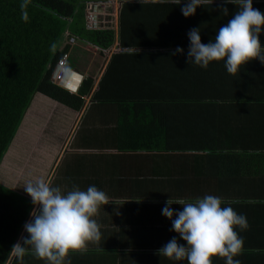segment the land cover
I'll return each instance as SVG.
<instances>
[{"label":"crops","instance_id":"0c3cea01","mask_svg":"<svg viewBox=\"0 0 264 264\" xmlns=\"http://www.w3.org/2000/svg\"><path fill=\"white\" fill-rule=\"evenodd\" d=\"M105 3L108 2L94 3L99 11L97 20L102 24L112 18L107 15L111 14V9ZM119 3V28L110 27L118 32L124 2ZM155 9L159 8L146 10L143 18L150 20ZM88 12L89 8L87 25L91 28ZM102 16H107L108 20L103 21ZM159 16L163 17L161 13ZM120 47L118 35L114 46L105 51L107 62L81 110L42 93L35 95L0 168L1 172L5 166L15 167L14 174L18 178L16 182L9 180L8 185L31 199L23 186L15 187L37 177L48 179L51 175L49 183L62 190H71L73 185L86 190L95 185L108 195L110 202L102 205L95 217L100 225L101 240L89 242L86 250L69 252L65 264H187L186 260L176 262L157 255L158 249L176 234L169 230L171 221L162 215L166 200L171 196L192 201L194 191H200V197L212 193L233 197L225 192L244 191V204L239 212L246 215L249 227L240 232L244 253L240 252L235 259L240 264H264V103L241 99L206 100L205 108L198 107L195 113L199 117L207 116L203 130L213 132L210 135L219 139V145L213 148L207 146L203 151L195 148L187 153L169 151L163 145L139 147L145 144L144 135L130 124H135L131 112H136L133 106L138 101L135 96L138 85L110 86V94L103 92L110 97L94 98L113 56L122 51ZM88 73H92V69ZM78 81L79 76L73 72L65 83L76 90ZM139 99L149 103L144 113H159L160 122L162 114L168 121L170 116L178 119L192 112L188 103H163L149 97ZM153 104L160 106L153 109ZM125 116L128 126L124 125ZM135 138L142 140L136 142ZM20 150L22 156L14 159L12 152ZM231 155H241V159L244 155V167L243 163L239 166L229 162ZM207 187H215V190ZM172 208L182 206L173 204ZM30 219L31 216L28 221ZM27 235L23 229L17 242L23 243ZM7 264H46V260L28 252L23 258L11 255ZM213 264H225V261L213 259Z\"/></svg>","mask_w":264,"mask_h":264},{"label":"trees","instance_id":"16d2710c","mask_svg":"<svg viewBox=\"0 0 264 264\" xmlns=\"http://www.w3.org/2000/svg\"><path fill=\"white\" fill-rule=\"evenodd\" d=\"M23 2L0 0V168L36 94L42 93L75 110L84 107L85 97L92 93L107 62L105 51L114 46L118 35L122 51L113 56L94 98L110 97L103 94L105 91L110 94V86H142L141 89L136 87L138 101L133 106L136 112H131L135 124L130 122L135 126L133 129L144 135L145 144L139 147L163 145L169 151L187 153L195 148L199 151L207 146L213 148L219 145V139L210 135L213 132L203 130L207 116L199 117L195 113L198 107L205 108L206 100L241 99L264 103V64L258 59L249 61L235 75L226 71L223 61H214L207 69L187 63V33L192 28H200L202 43H208L218 28L232 18L235 5H223L222 0L213 3L204 0L194 15L185 17L181 12L183 5L172 0H123L118 32L110 27L89 28L87 25V8L94 3L109 2L107 0H30L22 8ZM222 6L229 9L227 16L221 12ZM152 7L159 9L146 21L143 16ZM253 7L264 13V0H253ZM25 13L27 20L23 18ZM260 40L264 45V33ZM176 46L183 47L185 55L172 56ZM86 49L93 55L92 73L86 68L87 60H73L78 54H86ZM66 53L70 56V67L85 76L77 93L53 81L57 64ZM143 97L163 103H188L192 112L178 119L170 116L168 121L162 114L160 122L159 113H144L149 103L139 101ZM153 105V109L160 106ZM124 120V125L128 126L126 116ZM180 124L182 128L178 130ZM142 138L135 141L140 142ZM240 156L231 155L229 162L239 166L243 163L244 167V155L242 159ZM50 178L51 175L46 180L49 182ZM207 189L214 191L215 187ZM199 192L194 191V200L200 197ZM210 195L222 197L238 213L244 204V191L225 192L233 197H224L221 193ZM33 209L31 199L0 181V264H7L12 246L22 235ZM243 250L244 245L241 252Z\"/></svg>","mask_w":264,"mask_h":264},{"label":"clouds","instance_id":"9594fccd","mask_svg":"<svg viewBox=\"0 0 264 264\" xmlns=\"http://www.w3.org/2000/svg\"><path fill=\"white\" fill-rule=\"evenodd\" d=\"M29 2L24 0L21 7L25 8ZM172 2L182 4V14L190 17L204 0ZM222 4L236 6L232 18L206 44L202 43L200 28H192L187 33V63L207 69L210 63L223 61L226 71L233 75L253 59L264 64V45L260 40L264 33V13L253 7V0H222ZM221 12L227 16L229 9L222 6ZM23 18L27 20L26 13ZM171 55L183 56L185 49L176 46ZM22 186L31 197L34 209L31 219L24 224L28 235L23 237V243L12 246L11 255L23 258L31 252L37 259L46 260V264H65L69 252L86 250L89 242L99 243L101 231L95 217L100 207L110 202L103 190L95 185L86 190L73 185L65 191L42 177L28 180ZM173 204L182 208L173 209ZM162 215L171 221L170 231L178 236L158 249L160 257L176 262L186 260L187 264H213L212 258L218 256L225 264H240L235 257L243 248L240 232L249 227L248 220L222 197L205 195L189 201L170 196Z\"/></svg>","mask_w":264,"mask_h":264},{"label":"rangeland","instance_id":"374dc122","mask_svg":"<svg viewBox=\"0 0 264 264\" xmlns=\"http://www.w3.org/2000/svg\"><path fill=\"white\" fill-rule=\"evenodd\" d=\"M107 1H110V2H108V3H105V4H108L109 5V7H110V9H111V14H107V15H112V18H111V20H110V22H109V20H108V17L107 16H102V20L103 21H107V23H105V24H102L101 23V21L100 20H96V22H93L91 25L93 26V27H96V28H98V27H101V26H109V27H113V28H116V29H118L119 28V25H118V21H119V18L117 17V9H118V7H119V2H120V0H107ZM101 11L104 13V11L101 9ZM94 12H96L95 10H94ZM106 14V13H105ZM98 18V17H97ZM110 19V18H109ZM118 19V20H117ZM102 24V25H101ZM87 49H89V47H87ZM85 50L87 53L86 54H84L83 56L82 55H80V54H78L77 55V57H75V58H73V60H78V59H85V60H87V62L85 63V65H86V68H87V70L88 71H91V65L94 63V61H93V55H92V52H90V51H88V50ZM90 49H92L91 47H90ZM89 49V50H90ZM95 49V48H94ZM117 50H119V48H116ZM96 50V49H95ZM84 75V74H83ZM12 155H13V157H14V159H16L17 158V156L19 157L20 155L22 156V152H21V150L19 151V152H12ZM14 168L15 167H12V169H9L7 166H5L4 168H3V170H1V172H0V181H3L4 183H6L7 185L9 184V180H12L13 182H16V180H17V178H18V176H16V174H14L15 172H14ZM37 178H41V177H37ZM36 179V178H35ZM33 180V179H32ZM17 187H19V188H21L22 187V185L21 186H16L15 188H17ZM18 189V188H17Z\"/></svg>","mask_w":264,"mask_h":264},{"label":"built area","instance_id":"2783aa9c","mask_svg":"<svg viewBox=\"0 0 264 264\" xmlns=\"http://www.w3.org/2000/svg\"><path fill=\"white\" fill-rule=\"evenodd\" d=\"M89 17L91 21L95 20V15L90 14ZM72 42H75V38H72ZM69 58H70L69 54L66 53L64 57L59 60L55 72L53 74V81L58 83L62 87L70 90L71 92L77 93L79 88L81 87V83L83 82L85 76L81 72L70 67ZM73 72L77 76H79V81L76 84V90L69 87L67 85L68 83H65V80L68 77V75Z\"/></svg>","mask_w":264,"mask_h":264},{"label":"bare ground","instance_id":"6f19581e","mask_svg":"<svg viewBox=\"0 0 264 264\" xmlns=\"http://www.w3.org/2000/svg\"><path fill=\"white\" fill-rule=\"evenodd\" d=\"M89 10H90V12H88V17H89L90 14L95 15V20H93V21H91V20H90V17H89L90 23L92 24L93 22H96L97 17H98V16H97V12H99V11H98L97 6H96L95 4L90 5ZM94 10H95L96 12H94ZM91 26H92V25H91Z\"/></svg>","mask_w":264,"mask_h":264}]
</instances>
